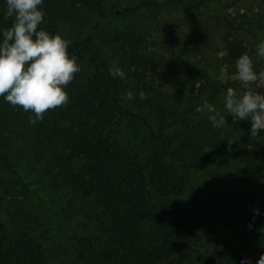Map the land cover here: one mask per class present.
I'll return each instance as SVG.
<instances>
[{"label": "trees", "instance_id": "16d2710c", "mask_svg": "<svg viewBox=\"0 0 264 264\" xmlns=\"http://www.w3.org/2000/svg\"><path fill=\"white\" fill-rule=\"evenodd\" d=\"M105 1L43 0L40 28L70 40L64 28L78 32L86 25L85 15H102ZM5 10L6 0H0V33L13 22L4 18ZM97 25L93 28L101 32L103 23ZM91 33L71 40L67 49L81 70L65 89L66 107L48 110L32 125L31 110L13 107L0 96V200L9 197L22 216L29 215L25 205L38 194L29 183L41 182L43 172L60 180L72 196L90 199L98 213L92 232L72 237L76 264H241L246 245L257 261L264 243L237 217L219 212L218 202L205 198L194 181L226 175L264 190V154L241 159L249 171L242 178L222 172L251 121L235 122L229 114L228 143L198 112L220 92L208 67L198 59L186 61L177 78L189 89L174 79L169 90L155 88L147 76L152 58L140 31L130 25ZM222 49L228 59L245 52L233 37H224ZM114 65L123 78L110 75ZM257 69L264 70V64ZM128 91L134 99H127ZM258 91L264 94V88ZM33 170L37 174L31 177ZM11 183L20 185L14 195ZM40 187L44 197V177ZM181 196L186 202L179 201ZM44 256L42 245L26 233L10 236L0 221V264H42Z\"/></svg>", "mask_w": 264, "mask_h": 264}, {"label": "rangeland", "instance_id": "374dc122", "mask_svg": "<svg viewBox=\"0 0 264 264\" xmlns=\"http://www.w3.org/2000/svg\"><path fill=\"white\" fill-rule=\"evenodd\" d=\"M101 14L90 12L88 16L85 15L86 25L78 32L65 28L64 32L73 40L86 32L97 33L95 36H98L115 28L134 26L146 38L152 58L147 76L152 79L151 85L155 88L169 90L174 79L184 90L189 89V85L179 79L182 78L180 66L186 61L198 59L200 64L209 68L210 77L221 84L215 99L210 103L203 102L198 107L200 115L212 123L219 115H225V119L229 115L224 101L228 91H235L239 95L249 87L235 78L236 60L242 54H248L253 59L256 72L264 64V59L257 55L258 46L264 42V0H106ZM99 21L104 26L101 32L93 28ZM224 37L240 40L245 52L230 57L233 59L224 57ZM147 81H150L149 78ZM251 87L259 90L254 84ZM215 128L231 144L232 135L225 126ZM236 152L225 166L227 170L222 172L236 173L242 178L249 174L243 162L253 153L264 154V129L258 130L255 136L249 130L240 139ZM241 159L245 161L241 163ZM35 166L41 170V166ZM30 174L33 177L37 172L33 170ZM47 176L44 172L40 176L41 182L44 177L47 189L44 197L40 193V181L28 182L31 189L34 186L38 192L32 202L25 205L29 215L26 213V216H22L16 210L15 203L4 195L0 200V221L10 236L26 233L43 246L45 256L42 264H76L72 237L92 232L98 210L90 199L72 196L69 188L60 180L47 179ZM194 181L205 198L210 197L209 200L218 202L219 212L237 217L252 237L264 243V190L255 189L243 180L232 181L226 175L214 180L197 176ZM11 185L15 187L11 194L18 193L20 185ZM185 200L186 196L179 199L181 203ZM27 216L29 219H26ZM221 233L227 234L222 229ZM244 247L242 258L250 259L254 264L253 251L247 245Z\"/></svg>", "mask_w": 264, "mask_h": 264}, {"label": "clouds", "instance_id": "9594fccd", "mask_svg": "<svg viewBox=\"0 0 264 264\" xmlns=\"http://www.w3.org/2000/svg\"><path fill=\"white\" fill-rule=\"evenodd\" d=\"M42 5L43 0H6L4 18H12L13 22L0 33V96L13 107L19 106L26 112L31 110L32 125L42 121L48 110L67 106L69 96L65 89L74 80V74L81 70L77 58L67 51L72 41L40 28L45 16ZM257 55L264 59V42L258 46ZM235 67V78L249 87L239 95L232 90L227 92L226 113L235 122L250 120V133L255 136L258 130L264 129V94L251 85L256 89L264 88V70L256 72L248 54H242ZM109 73L120 78L125 75L115 65L110 67ZM125 95L129 100L135 98L131 91ZM139 96L147 98L143 91ZM227 123L225 115H219L213 127ZM241 264H252V261L245 258ZM256 264H264V253Z\"/></svg>", "mask_w": 264, "mask_h": 264}]
</instances>
